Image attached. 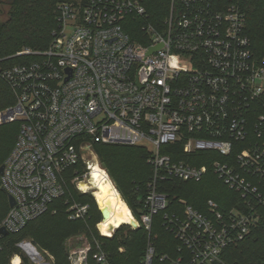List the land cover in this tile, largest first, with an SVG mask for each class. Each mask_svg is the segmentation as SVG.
<instances>
[{"label":"built area","instance_id":"1","mask_svg":"<svg viewBox=\"0 0 264 264\" xmlns=\"http://www.w3.org/2000/svg\"><path fill=\"white\" fill-rule=\"evenodd\" d=\"M58 8L49 47L18 51L37 58L1 70L15 103L0 110V124L19 121L20 131L1 175L15 205L0 227L15 232L46 212L66 194L69 178L96 200L95 189L81 183L101 164L83 158V145L142 146L153 173L138 223L149 231L169 204L162 181H200L212 171L241 195L229 212L213 200L202 212L180 199L182 214L165 215L180 245L161 261L222 262L223 250L250 234L264 203V57L253 52L238 0H172L164 26L144 24L139 40L126 26L128 17L147 15L141 0H77ZM89 210V203L72 201L69 218L84 219ZM100 223L104 236L118 228L105 234ZM74 239L84 245L70 249L71 264H89L90 255L111 264L98 240L78 235L68 243ZM154 254L149 241L144 264H153Z\"/></svg>","mask_w":264,"mask_h":264},{"label":"trees","instance_id":"2","mask_svg":"<svg viewBox=\"0 0 264 264\" xmlns=\"http://www.w3.org/2000/svg\"><path fill=\"white\" fill-rule=\"evenodd\" d=\"M83 2L87 0H82ZM147 15L128 17L126 30L137 38L144 24L156 28L164 26L171 11L172 0H141ZM77 0H0V110L15 103L10 85L1 76V70L16 64L27 63L36 55H17L18 51L29 48L44 51L52 42L53 32L59 28V5ZM247 16V31L252 39V49L256 56L264 57V0H238ZM8 5L6 18L1 19L3 6ZM139 40V39H138ZM20 131V122L0 124V166L13 149ZM100 164L112 178L125 202L137 221H142L146 212V195L153 169L148 163L149 151L142 146L93 143ZM204 161H200L202 163ZM80 168L84 164L80 163ZM159 190L168 195V207L154 215L151 230L141 225L133 229L128 224L119 226L112 237L102 235L97 224L102 214L92 194L82 193L68 182L65 195L53 200L49 209L29 220L23 228L8 232L2 237L0 264H11L14 256L21 257V264H34L19 244L31 240L52 264H71L68 240L78 235L87 236L101 243L111 264H144L149 241L155 248L153 264H167L160 260L164 254H178L180 241L167 229L165 215L182 214L180 199H185L193 207L207 212L209 200L215 201L222 212L240 207V194L229 189L214 172L200 181L165 180ZM72 201L89 203L90 210L84 219H70L69 206ZM10 209L7 193L2 187L0 174V223ZM258 220L249 235L222 252V262L211 264H264V203L257 206ZM124 248L121 252L119 249ZM89 264H99L89 256Z\"/></svg>","mask_w":264,"mask_h":264},{"label":"bare ground","instance_id":"3","mask_svg":"<svg viewBox=\"0 0 264 264\" xmlns=\"http://www.w3.org/2000/svg\"><path fill=\"white\" fill-rule=\"evenodd\" d=\"M90 174L92 178L82 182L81 187L85 190L95 189L99 207L108 209L109 216L99 224L101 231L108 234L111 226L119 227L129 222L134 215L105 168L95 165ZM90 182H93V186ZM13 261L20 264L21 257L17 255Z\"/></svg>","mask_w":264,"mask_h":264},{"label":"water","instance_id":"4","mask_svg":"<svg viewBox=\"0 0 264 264\" xmlns=\"http://www.w3.org/2000/svg\"><path fill=\"white\" fill-rule=\"evenodd\" d=\"M161 46H162V44H159L158 46L151 48L150 52L156 50L157 48H159ZM81 155L83 156V158H89L90 157L92 159L93 163L100 164L99 156H98L97 152L95 151V149L92 147V145L90 143H87V144L83 145V147L81 148ZM3 170H4V165H1L0 166V174L1 175L3 174ZM3 190L5 191L4 188H3ZM7 195H8L10 206H14L15 205L14 197L12 195H10V194H7ZM100 211H101V214H102V221H103L104 219H106L109 216V211H108L107 208H100ZM125 224L130 225L133 229H136V228L139 227V223H138L137 219L134 216H133V218L130 219L129 222H127ZM115 229H116L115 226H111L109 228V230L111 232L114 231ZM0 234L6 235V234H8V230L6 228H4V227H0ZM21 244H22V242L19 245L22 246Z\"/></svg>","mask_w":264,"mask_h":264},{"label":"rangeland","instance_id":"5","mask_svg":"<svg viewBox=\"0 0 264 264\" xmlns=\"http://www.w3.org/2000/svg\"><path fill=\"white\" fill-rule=\"evenodd\" d=\"M7 11H8V5L5 4L3 6V14L1 16V19H5L6 18V12ZM21 245L22 246H20V245L19 246L26 253V255L30 258V260L32 262H33V259H37V260H39V262H45V263L52 264L48 259L45 258V255L43 254V252L35 244H33V242L31 240H25V241L22 242ZM82 245H84V241L82 239L81 240L80 239H74L71 243H68L69 249L78 248V247H81ZM34 247L39 251V253L41 255V259H39L38 255H37V252H36V249H34ZM15 257L16 256H14V258ZM13 263H14V261H13Z\"/></svg>","mask_w":264,"mask_h":264},{"label":"crops","instance_id":"6","mask_svg":"<svg viewBox=\"0 0 264 264\" xmlns=\"http://www.w3.org/2000/svg\"><path fill=\"white\" fill-rule=\"evenodd\" d=\"M14 259V258H13ZM21 263V262H20ZM15 264V263H14Z\"/></svg>","mask_w":264,"mask_h":264}]
</instances>
